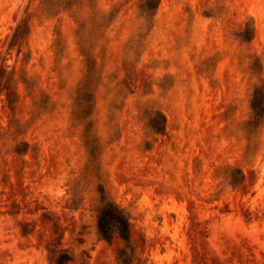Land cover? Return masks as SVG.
I'll use <instances>...</instances> for the list:
<instances>
[{
	"label": "rangeland",
	"instance_id": "obj_1",
	"mask_svg": "<svg viewBox=\"0 0 264 264\" xmlns=\"http://www.w3.org/2000/svg\"><path fill=\"white\" fill-rule=\"evenodd\" d=\"M253 61L264 0H0V264H264Z\"/></svg>",
	"mask_w": 264,
	"mask_h": 264
},
{
	"label": "clouds",
	"instance_id": "obj_2",
	"mask_svg": "<svg viewBox=\"0 0 264 264\" xmlns=\"http://www.w3.org/2000/svg\"><path fill=\"white\" fill-rule=\"evenodd\" d=\"M247 0H235L236 4L246 3ZM256 35V22L252 20L245 23L240 30L233 33L235 40L241 44H247ZM249 72L260 81V84L254 87V94L259 93L261 97H264V62L253 61L249 68ZM261 122H264V105L258 106L253 110V119L251 121V127L256 128ZM117 233L119 229H115ZM101 233L97 232L99 238ZM28 247H35L37 250L43 253L44 264H90L86 250L82 245H79L76 249H65L61 255H57L51 248H46L39 243L35 245H26ZM5 246L0 245V253H3ZM127 254H125L126 256ZM7 264H12L11 261ZM120 264H126V258H122Z\"/></svg>",
	"mask_w": 264,
	"mask_h": 264
},
{
	"label": "trees",
	"instance_id": "obj_3",
	"mask_svg": "<svg viewBox=\"0 0 264 264\" xmlns=\"http://www.w3.org/2000/svg\"><path fill=\"white\" fill-rule=\"evenodd\" d=\"M115 211H116V209H115ZM127 227H128V225H127V224H125V229H127Z\"/></svg>",
	"mask_w": 264,
	"mask_h": 264
}]
</instances>
